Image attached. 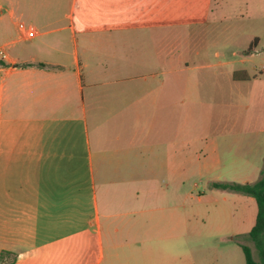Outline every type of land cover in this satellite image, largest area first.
<instances>
[{"label": "crops", "instance_id": "obj_1", "mask_svg": "<svg viewBox=\"0 0 264 264\" xmlns=\"http://www.w3.org/2000/svg\"><path fill=\"white\" fill-rule=\"evenodd\" d=\"M212 4L0 0V264H182L197 80L171 41ZM178 41L193 69L205 44Z\"/></svg>", "mask_w": 264, "mask_h": 264}, {"label": "rangeland", "instance_id": "obj_2", "mask_svg": "<svg viewBox=\"0 0 264 264\" xmlns=\"http://www.w3.org/2000/svg\"><path fill=\"white\" fill-rule=\"evenodd\" d=\"M211 11L205 33L172 35L171 41L177 57L173 73L197 80L189 83L187 98L182 264H245L241 245L249 246L258 262L248 238L257 210L254 198L212 184H252L264 176V0H213ZM178 39L205 44L202 61L188 60L193 69L181 70L185 65L177 59L184 43ZM210 46L221 52L219 57ZM205 63L211 65L199 66ZM144 257L141 253L140 264Z\"/></svg>", "mask_w": 264, "mask_h": 264}, {"label": "trees", "instance_id": "obj_3", "mask_svg": "<svg viewBox=\"0 0 264 264\" xmlns=\"http://www.w3.org/2000/svg\"><path fill=\"white\" fill-rule=\"evenodd\" d=\"M256 41L257 39L255 38L249 47V51L252 50L253 44L255 45ZM212 185L222 189H231L241 192L254 198L257 210L254 224L248 232V238L254 243L259 256V261H255L249 246L241 245V249L244 254L245 264H264V176L252 184H227L214 182Z\"/></svg>", "mask_w": 264, "mask_h": 264}, {"label": "built area", "instance_id": "obj_4", "mask_svg": "<svg viewBox=\"0 0 264 264\" xmlns=\"http://www.w3.org/2000/svg\"><path fill=\"white\" fill-rule=\"evenodd\" d=\"M19 28L20 29H25L27 31V36L28 37H33L34 36V30L33 29H29V28H26L24 24L20 23L19 25ZM6 56V52L3 48V46L0 44V58L3 59L5 58Z\"/></svg>", "mask_w": 264, "mask_h": 264}]
</instances>
